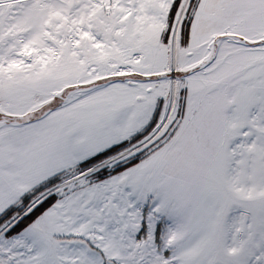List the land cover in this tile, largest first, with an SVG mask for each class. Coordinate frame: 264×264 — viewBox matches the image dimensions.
<instances>
[{
    "label": "snow or ice",
    "instance_id": "6c2138e0",
    "mask_svg": "<svg viewBox=\"0 0 264 264\" xmlns=\"http://www.w3.org/2000/svg\"><path fill=\"white\" fill-rule=\"evenodd\" d=\"M0 264H264V0H0Z\"/></svg>",
    "mask_w": 264,
    "mask_h": 264
}]
</instances>
